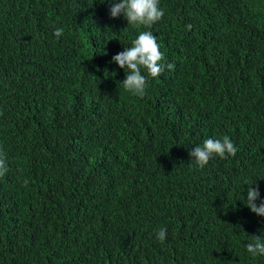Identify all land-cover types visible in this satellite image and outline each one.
I'll return each instance as SVG.
<instances>
[{
    "label": "trees",
    "instance_id": "1",
    "mask_svg": "<svg viewBox=\"0 0 264 264\" xmlns=\"http://www.w3.org/2000/svg\"><path fill=\"white\" fill-rule=\"evenodd\" d=\"M112 3L0 0V264H264V0H159L151 28ZM145 30L175 69L140 98L111 61Z\"/></svg>",
    "mask_w": 264,
    "mask_h": 264
},
{
    "label": "clouds",
    "instance_id": "2",
    "mask_svg": "<svg viewBox=\"0 0 264 264\" xmlns=\"http://www.w3.org/2000/svg\"><path fill=\"white\" fill-rule=\"evenodd\" d=\"M109 11L111 18L122 15L127 20L128 26L136 28L141 26L151 28L164 16V11L159 6V0H119V2L113 0ZM186 27L191 30L192 26L187 25ZM63 33L62 27H57L54 30V35L57 38H60ZM163 59L164 56L160 51L156 36L151 31L145 30L141 31L137 38L132 41L131 47L124 48L122 52L114 55L111 62L125 71L124 81L118 83L120 87L132 96L142 98L146 94L148 77H159L165 68L168 70L175 69L174 63H161ZM142 69L147 75L142 74ZM105 73L108 74L107 70ZM237 151L238 148L234 142L228 136H224L222 139H205L202 145H197L189 151V156L191 162L203 169L213 156L226 159L229 156L234 157ZM7 171L6 159L0 155V177H3ZM27 183V180L23 181L25 186ZM259 199V188L248 187L245 206L257 216L264 217V200L257 204L256 201ZM40 230L42 229H37L35 232ZM166 234L167 229L160 228L156 233V238L160 242H164ZM248 241L246 250L251 256H264V234L248 236Z\"/></svg>",
    "mask_w": 264,
    "mask_h": 264
}]
</instances>
